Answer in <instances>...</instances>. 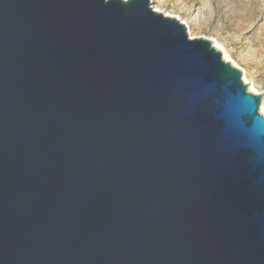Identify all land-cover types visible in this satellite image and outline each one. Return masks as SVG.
I'll return each mask as SVG.
<instances>
[{
    "label": "water",
    "instance_id": "1",
    "mask_svg": "<svg viewBox=\"0 0 264 264\" xmlns=\"http://www.w3.org/2000/svg\"><path fill=\"white\" fill-rule=\"evenodd\" d=\"M261 102L151 0H0V264H264Z\"/></svg>",
    "mask_w": 264,
    "mask_h": 264
},
{
    "label": "rangeland",
    "instance_id": "2",
    "mask_svg": "<svg viewBox=\"0 0 264 264\" xmlns=\"http://www.w3.org/2000/svg\"><path fill=\"white\" fill-rule=\"evenodd\" d=\"M151 6L184 22L190 37L211 40L242 71L249 91L262 95L264 116V0H151Z\"/></svg>",
    "mask_w": 264,
    "mask_h": 264
}]
</instances>
